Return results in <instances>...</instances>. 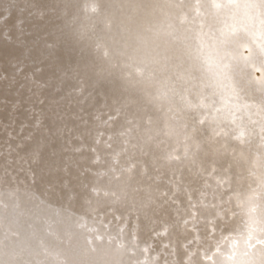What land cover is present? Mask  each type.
<instances>
[{"label": "clouds", "instance_id": "9594fccd", "mask_svg": "<svg viewBox=\"0 0 264 264\" xmlns=\"http://www.w3.org/2000/svg\"><path fill=\"white\" fill-rule=\"evenodd\" d=\"M53 2V23L66 26L69 39L81 19L107 21L105 40L77 53L76 91L115 110L150 166L104 178L78 150L55 165L40 154L23 164L0 154V197L21 201L31 233L28 253L3 264H264V196L250 212L239 175L223 163L243 129L264 130V24L221 43L210 0H180L166 15L180 20L195 8L204 40L178 72L161 71L150 54L116 43L127 13L113 0ZM161 182L190 223L157 246L140 218L166 195Z\"/></svg>", "mask_w": 264, "mask_h": 264}, {"label": "bare ground", "instance_id": "6f19581e", "mask_svg": "<svg viewBox=\"0 0 264 264\" xmlns=\"http://www.w3.org/2000/svg\"><path fill=\"white\" fill-rule=\"evenodd\" d=\"M195 5L197 0H184ZM203 2V0H201ZM213 15L226 23L259 26L264 19L260 0H221ZM127 13L123 34L116 43L125 50L150 54L161 71H179L184 59L203 43L202 19L195 8L180 20L166 13L180 0H113ZM0 154L21 164L37 154L42 163L55 165L78 150L89 158L91 171L119 174L128 165L137 169L150 161L132 147L127 126L98 94H78L82 64L77 53L105 40L104 22L78 21L72 39L66 26L53 23V0H7L0 7ZM151 12L155 19H146ZM203 11H201V16ZM249 18L251 22L249 23ZM166 90V82L161 81ZM113 117V118H110ZM264 130L245 128L226 151L224 166L240 177L243 201L249 211L264 196ZM166 195L157 200L140 224L157 246L189 217L168 200L170 186L161 182ZM175 199V197L173 198ZM167 201V202H166ZM182 206V204H181ZM190 223V220H189ZM28 213L20 200L0 197V264L26 255L31 233Z\"/></svg>", "mask_w": 264, "mask_h": 264}, {"label": "snow or ice", "instance_id": "6c2138e0", "mask_svg": "<svg viewBox=\"0 0 264 264\" xmlns=\"http://www.w3.org/2000/svg\"><path fill=\"white\" fill-rule=\"evenodd\" d=\"M212 8L214 10H218L221 7H223V4L221 2V0H210ZM229 3H233V0H229ZM260 6L264 7V0H260ZM252 18H249V23L251 22ZM260 24H264V19L260 20ZM248 28V23H245L243 21L239 22V23H231V24H225L221 29H220V37H221V43H223L224 41L227 40V38L234 34L235 32H237L238 30H246ZM206 60L208 63L210 64H214L215 63V58L209 54L206 57ZM181 77H185L186 74L181 72L178 73Z\"/></svg>", "mask_w": 264, "mask_h": 264}, {"label": "water", "instance_id": "95a60500", "mask_svg": "<svg viewBox=\"0 0 264 264\" xmlns=\"http://www.w3.org/2000/svg\"><path fill=\"white\" fill-rule=\"evenodd\" d=\"M2 11H3V10L1 9V10H0V13H1Z\"/></svg>", "mask_w": 264, "mask_h": 264}]
</instances>
